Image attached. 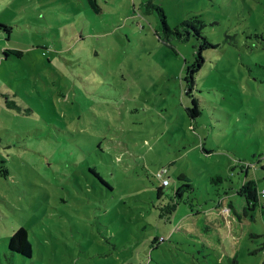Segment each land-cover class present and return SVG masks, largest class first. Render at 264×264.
<instances>
[{
    "label": "rangeland",
    "instance_id": "374dc122",
    "mask_svg": "<svg viewBox=\"0 0 264 264\" xmlns=\"http://www.w3.org/2000/svg\"><path fill=\"white\" fill-rule=\"evenodd\" d=\"M97 4L0 0V264H264V170L239 165L264 155V0ZM158 6L215 45L191 93L202 40ZM181 177L188 202L162 217ZM20 228L31 257L9 248Z\"/></svg>",
    "mask_w": 264,
    "mask_h": 264
},
{
    "label": "trees",
    "instance_id": "16d2710c",
    "mask_svg": "<svg viewBox=\"0 0 264 264\" xmlns=\"http://www.w3.org/2000/svg\"><path fill=\"white\" fill-rule=\"evenodd\" d=\"M88 3L90 4L91 8L95 11L98 12L99 11V6L97 4V0H88ZM157 10L159 12L160 18H161V22L163 25V29L165 32L172 33L174 32L178 38L182 41H186L189 40V38L191 36H195L198 39H201L202 41L199 43V47L197 50V55L195 58V62L192 65H189L187 67V74L185 76V80L187 82V86L190 88L189 92L191 93L194 86H195V74L198 72V70L201 68L202 63L204 61V57L202 52L208 48H214L215 45H212L209 40L207 39V37L203 36L202 32H201V27L203 26V24L199 27H194L191 24H189L188 22L183 23L181 26L182 28H184L185 26H190L193 28V32H189L188 28H184L186 31H183L182 33L180 32V29L177 27L175 28L173 31L172 29H170V27L167 24L166 18H165V14L163 9L158 6ZM199 23H201L200 21H198ZM18 56H21V53H17ZM192 105L187 108L188 114L192 119L197 118L200 113V107H199V101L196 98H192L191 101ZM264 155H261L258 159L257 162H239L240 165V170L241 173L246 175V167L245 164L246 163H252L254 165V169H258V164L262 163L260 169L264 170ZM180 180L183 181V184L176 189V191L174 192V195L171 196L170 198L172 199L169 203H167L164 206H161L160 209L162 211L161 216H169L171 215L173 212L176 211L178 205L180 203H187L188 201H186L183 198V192L185 191V188L187 189V192L190 193L194 188L193 185L190 181L186 180L184 177H181ZM213 182H217V181H223L222 177L220 176H216L212 179ZM169 186L168 185H163L161 187H159L157 189V196L160 197L162 194V188ZM236 193L240 196L243 197L245 202H246V207H245V214L249 211H253L255 210V208L258 206V200H259V195H258V190L256 188V182L253 179H245L241 182L240 188L235 190ZM226 196H220V205L218 206V208H216V211H212V209H214L213 207H211L210 209L206 210V221L210 224H212L213 226L217 225L218 227L222 225V223L226 222V219L228 218L229 221H231V214H232V210L234 209L233 205L231 202H229V193H226ZM216 203V202H215ZM221 208H226L228 209V215L229 217H224L220 211H222ZM197 213H201V210H197L195 211ZM9 248L11 251L17 252L18 254L22 255V256H27V257H31L32 255V246L28 240V235L25 229L20 228L18 229L13 236L10 238L9 240Z\"/></svg>",
    "mask_w": 264,
    "mask_h": 264
},
{
    "label": "built area",
    "instance_id": "2783aa9c",
    "mask_svg": "<svg viewBox=\"0 0 264 264\" xmlns=\"http://www.w3.org/2000/svg\"><path fill=\"white\" fill-rule=\"evenodd\" d=\"M245 167L246 168L254 167V165L252 163H246ZM166 174H167V169L166 168L160 169L158 171V173H157V176L162 179V184L163 185H168L169 184V180L165 177ZM262 195H264V191L262 192Z\"/></svg>",
    "mask_w": 264,
    "mask_h": 264
},
{
    "label": "crops",
    "instance_id": "0c3cea01",
    "mask_svg": "<svg viewBox=\"0 0 264 264\" xmlns=\"http://www.w3.org/2000/svg\"><path fill=\"white\" fill-rule=\"evenodd\" d=\"M248 175V172L246 173V176ZM264 191V190H263ZM262 193V192H261Z\"/></svg>",
    "mask_w": 264,
    "mask_h": 264
}]
</instances>
